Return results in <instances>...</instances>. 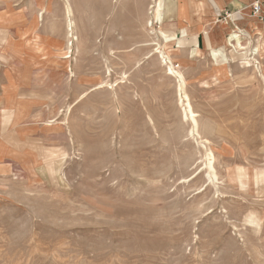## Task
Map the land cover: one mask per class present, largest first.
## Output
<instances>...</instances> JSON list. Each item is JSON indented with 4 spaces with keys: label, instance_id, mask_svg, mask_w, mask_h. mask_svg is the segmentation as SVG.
Returning a JSON list of instances; mask_svg holds the SVG:
<instances>
[{
    "label": "rangeland",
    "instance_id": "1",
    "mask_svg": "<svg viewBox=\"0 0 264 264\" xmlns=\"http://www.w3.org/2000/svg\"><path fill=\"white\" fill-rule=\"evenodd\" d=\"M194 2L0 0V264H264V22Z\"/></svg>",
    "mask_w": 264,
    "mask_h": 264
},
{
    "label": "crops",
    "instance_id": "2",
    "mask_svg": "<svg viewBox=\"0 0 264 264\" xmlns=\"http://www.w3.org/2000/svg\"><path fill=\"white\" fill-rule=\"evenodd\" d=\"M193 1H198L197 3L194 2V7L193 9L196 10V8L201 7V2H204L205 7L209 8L210 14L215 15V9L221 10L222 8L228 6L230 9H236L241 7L240 5L244 4H249L252 0H193ZM190 6V5H189ZM221 7V8H220Z\"/></svg>",
    "mask_w": 264,
    "mask_h": 264
},
{
    "label": "bare ground",
    "instance_id": "3",
    "mask_svg": "<svg viewBox=\"0 0 264 264\" xmlns=\"http://www.w3.org/2000/svg\"><path fill=\"white\" fill-rule=\"evenodd\" d=\"M248 1H249V0H248ZM152 7H154V6H152ZM70 11H71V10H70V8L68 7V8H67V13H70ZM67 16H68V15H67ZM69 16H70V15H69ZM69 16H68V17H69ZM251 16H253V15L251 14ZM68 17H67V18H68ZM252 18L254 19L255 16L252 17ZM66 21H67V20H66ZM146 25H151V22H150V23L147 22ZM67 27H68V26H67ZM70 28H71V27H70ZM67 31H68V29H67ZM71 32H72V31H71ZM232 32H233V31H232ZM232 35H235V34L233 33ZM156 50H157V49H156ZM156 50H155V51H156ZM160 54L162 55V59H163V57L166 56V55L164 56V55H163L164 53L161 52V51H160ZM160 54H159V55H160ZM213 54H214V53H213ZM66 57L68 58L69 55H67ZM166 57L169 58L168 56H166ZM169 61H171V60H169ZM166 62H168V61H166ZM168 68H169L170 72H171L173 75H176V77H178V80H179V90H181V86H182V83H183V77H182L181 73H179L178 71L174 70L173 67H171V66H169ZM179 93H180V92H179ZM179 96H180V95H179ZM181 96H182V95H181ZM183 97H184V96H183ZM181 98H182V97H181ZM186 98H187V97H186ZM180 101H181V100H180ZM187 105H188V108H189L188 110H189V113H190V116H191V120L195 123L197 120L194 119L195 116H194L193 111L191 110V106L189 105V103H187ZM185 111H186V110H185ZM189 113H188V114H189ZM186 119H187V118H186Z\"/></svg>",
    "mask_w": 264,
    "mask_h": 264
},
{
    "label": "built area",
    "instance_id": "4",
    "mask_svg": "<svg viewBox=\"0 0 264 264\" xmlns=\"http://www.w3.org/2000/svg\"><path fill=\"white\" fill-rule=\"evenodd\" d=\"M251 14L264 22V8L262 0H252L250 3Z\"/></svg>",
    "mask_w": 264,
    "mask_h": 264
}]
</instances>
